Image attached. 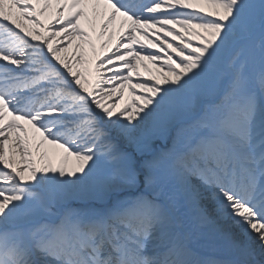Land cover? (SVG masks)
Here are the masks:
<instances>
[{
	"label": "snow or ice",
	"instance_id": "obj_1",
	"mask_svg": "<svg viewBox=\"0 0 264 264\" xmlns=\"http://www.w3.org/2000/svg\"><path fill=\"white\" fill-rule=\"evenodd\" d=\"M0 264H264V0H0Z\"/></svg>",
	"mask_w": 264,
	"mask_h": 264
},
{
	"label": "bare ground",
	"instance_id": "obj_2",
	"mask_svg": "<svg viewBox=\"0 0 264 264\" xmlns=\"http://www.w3.org/2000/svg\"><path fill=\"white\" fill-rule=\"evenodd\" d=\"M91 53L89 52V55H90Z\"/></svg>",
	"mask_w": 264,
	"mask_h": 264
}]
</instances>
